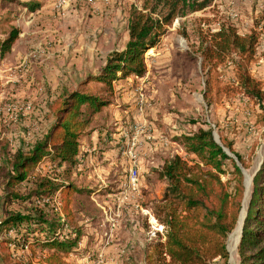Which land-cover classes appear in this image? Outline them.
Returning a JSON list of instances; mask_svg holds the SVG:
<instances>
[{"label":"rangeland","instance_id":"obj_1","mask_svg":"<svg viewBox=\"0 0 264 264\" xmlns=\"http://www.w3.org/2000/svg\"><path fill=\"white\" fill-rule=\"evenodd\" d=\"M19 1L0 0V154L4 140L14 150L21 140L29 143L46 131L50 102L61 95L86 90L110 104L93 115L80 137L75 165L59 166L44 158L26 183L29 187L36 179L50 178L76 187L70 219L61 210L59 192L37 196L33 204L47 219H61L54 234L58 239L65 238L64 232L69 241L78 237L77 243L67 253L57 251L37 243L53 238L48 230L21 229L17 241L32 245L34 255L19 247L14 257L44 264V259L57 253L62 264H148L154 247L164 240V228L152 211L166 188L157 172L176 155L191 159L185 137L198 130L199 122L212 127L219 144L223 137L247 158L242 227L253 178L263 162L264 109L245 96L231 77V66L221 65L210 76L202 66L200 48L223 24L235 26L241 34L253 31L257 22L263 25L264 0H214L202 11L177 18L160 42L145 52L146 75L123 77L118 73L112 91L96 79L107 67L109 56L126 49L130 16L134 9H143L145 0H27L33 7ZM15 34L11 48L3 51L2 42ZM250 71L264 89V34ZM63 86L68 87L65 93ZM123 120L131 126L134 140L113 137L123 132L116 130ZM101 130L109 145L96 150L97 160L89 158L85 151L90 143L83 137ZM115 147L128 157L119 173L112 170ZM134 164L139 176L136 186H131L128 171ZM236 235L233 232L228 240L230 264H238L240 242L231 254ZM8 237L5 227L0 228V245Z\"/></svg>","mask_w":264,"mask_h":264},{"label":"trees","instance_id":"obj_2","mask_svg":"<svg viewBox=\"0 0 264 264\" xmlns=\"http://www.w3.org/2000/svg\"><path fill=\"white\" fill-rule=\"evenodd\" d=\"M213 1L145 0L143 9H134L130 16L126 49L109 56L107 67L96 80L104 83L107 91H112V81L118 78V73L123 77L131 74L144 77L147 73L145 52L160 42L177 18L202 11ZM19 2L33 7L27 0ZM255 26L250 33L241 34L235 26L223 24L202 41L200 52L202 66L210 76L221 65L231 66V77L245 96L263 110L264 89L250 71L261 34H264V24L257 22ZM16 38L15 34L3 41L2 50L8 51ZM86 84L84 82L82 86ZM67 88L63 86V93L68 91ZM57 99L50 102V125L46 131L29 143L21 140L14 150L10 141L4 140L0 154V228L5 227L9 237L0 245L2 264H34L31 259L14 257L19 247L34 255L32 245L27 242L20 245L17 241L21 229L28 232L34 227L48 230L53 238L46 243L37 240V243L66 253L79 239L69 241L64 232L65 238L58 239L54 234L61 219L56 222L47 219L46 214L33 204L37 196L59 192L61 210L70 219L71 197L76 187L50 178L36 179L29 187L26 183L32 169L44 158L59 166L75 165L80 137L93 115L101 112L110 101L89 95L86 90L67 93ZM184 147L191 159L176 155L166 160L157 172L166 188L152 211L164 228V240L156 244L154 255L147 259L148 264H230L228 240L241 221L245 193L243 169L249 168L247 158L237 153L227 139L221 137L219 144L212 127L205 122H199L198 130L185 137ZM237 256L238 264H264V156L253 178ZM43 263L62 264V261L55 253Z\"/></svg>","mask_w":264,"mask_h":264},{"label":"crops","instance_id":"obj_3","mask_svg":"<svg viewBox=\"0 0 264 264\" xmlns=\"http://www.w3.org/2000/svg\"><path fill=\"white\" fill-rule=\"evenodd\" d=\"M125 114H127V111H125ZM119 124H120V126L116 130L119 131L121 128V129H123V132L120 133L118 136L114 135L113 137L115 138V140L119 141V138H124L127 140H129V139L134 140L135 138H134L133 130H132L131 126H128L129 124H127V121L123 120V124H122V122H120ZM87 134H89V133H87ZM87 134L83 138L88 140L90 144H89V147H86L87 149L85 152H89V155H88L89 158L93 157L94 159L97 160V153H95L96 150L98 148L102 149L104 146L109 145L108 140H106L105 131L104 130L94 131L90 135H87ZM117 144L118 143L115 142V145H117ZM108 154L109 153H105V152L102 153L103 157L104 156L108 157ZM94 156H96V157H94ZM126 157H127V155L125 154V152L123 153V156H122L120 154V151L117 149V147H115V158L113 159V164L115 162V167H113L112 170L117 172V173L121 172V170H122L121 165L123 166L124 159ZM98 158H101V157L99 156ZM99 171H100V168H99Z\"/></svg>","mask_w":264,"mask_h":264},{"label":"built area","instance_id":"obj_4","mask_svg":"<svg viewBox=\"0 0 264 264\" xmlns=\"http://www.w3.org/2000/svg\"><path fill=\"white\" fill-rule=\"evenodd\" d=\"M66 3V1H64ZM181 45L183 46V49L185 50V45H183V41H181ZM141 99V107L144 105L143 103V95H141L140 97ZM12 109L11 108H8L7 111L10 112ZM129 155H133V153L131 151H129ZM134 159V157H132ZM138 176H139V167L134 164L128 171V180H129V183L131 184V186H136L137 184V181H138Z\"/></svg>","mask_w":264,"mask_h":264},{"label":"bare ground","instance_id":"obj_5","mask_svg":"<svg viewBox=\"0 0 264 264\" xmlns=\"http://www.w3.org/2000/svg\"><path fill=\"white\" fill-rule=\"evenodd\" d=\"M249 181H250V179L247 178V194L249 193ZM241 223L242 222L240 221L239 224H238V227L234 231V232H236L237 235L235 236L234 244H233V247L231 248V254H234L236 249H237V245H238V242H239V239H240V234H241ZM161 229H162V227H161Z\"/></svg>","mask_w":264,"mask_h":264},{"label":"water","instance_id":"obj_6","mask_svg":"<svg viewBox=\"0 0 264 264\" xmlns=\"http://www.w3.org/2000/svg\"><path fill=\"white\" fill-rule=\"evenodd\" d=\"M245 221H246V217L243 219V223H244ZM242 231H243V225H242V227H241V236H240L239 242H240L241 237H242Z\"/></svg>","mask_w":264,"mask_h":264}]
</instances>
